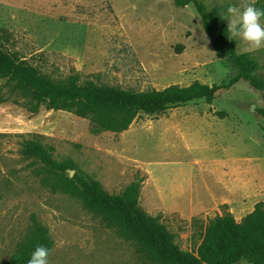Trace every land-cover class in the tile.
Returning a JSON list of instances; mask_svg holds the SVG:
<instances>
[{
	"label": "rangeland",
	"instance_id": "374dc122",
	"mask_svg": "<svg viewBox=\"0 0 264 264\" xmlns=\"http://www.w3.org/2000/svg\"><path fill=\"white\" fill-rule=\"evenodd\" d=\"M197 1L226 28L227 7L241 3ZM256 7L264 8V0ZM0 30L11 52L54 81L75 76L80 84L141 92L194 82L221 86L237 73L217 58L194 6L183 0H0ZM228 35L264 79V47L251 49ZM18 97L0 104V264L10 262L38 226L53 243L48 264H149L100 215L52 192L49 171L21 155L24 141L41 143L59 162L71 161L108 194L137 182L141 209L188 253L196 252L208 219L229 212L240 222L264 203V118L258 114L264 92L245 81L220 89L211 105L193 101L98 136L90 134L87 119L42 105L30 112L12 104Z\"/></svg>",
	"mask_w": 264,
	"mask_h": 264
},
{
	"label": "trees",
	"instance_id": "16d2710c",
	"mask_svg": "<svg viewBox=\"0 0 264 264\" xmlns=\"http://www.w3.org/2000/svg\"><path fill=\"white\" fill-rule=\"evenodd\" d=\"M183 2L194 6L217 58L226 60L230 67L237 70L226 85L208 86L194 82L185 87L171 85L163 90L136 92L89 81L80 84L75 76L54 81L11 52L6 46L7 33L0 30V79L5 81L0 86V104L9 97L19 95L12 104H20L34 113L42 105L49 110L74 114L87 119L90 134L98 136L106 132L122 133L140 117L164 116L169 110L193 101L202 100L211 105L220 89H228L239 81H245L251 88L264 92V79L254 75L256 62L247 54H237L226 26L216 13L207 11L197 0ZM6 94L9 96L4 98ZM20 100L24 102L21 104ZM28 104L33 106L29 107ZM258 114L264 118V109L258 110ZM20 153L36 160L49 171L54 180L50 186L52 192L72 196L86 209L100 215L106 225L116 228L122 238L133 243L149 264H236L242 260L247 264H264L262 202L255 204L253 211L240 222H236L229 212L208 219L196 252L188 253L175 244L174 235L165 226L141 209L137 182L129 184L123 193L112 195L83 177L71 165V161L55 160L39 142L24 141ZM72 170H76L72 178L67 177L66 173ZM37 245H44L50 251L53 246L39 226L26 238V243L11 261L4 264H27Z\"/></svg>",
	"mask_w": 264,
	"mask_h": 264
},
{
	"label": "clouds",
	"instance_id": "9594fccd",
	"mask_svg": "<svg viewBox=\"0 0 264 264\" xmlns=\"http://www.w3.org/2000/svg\"><path fill=\"white\" fill-rule=\"evenodd\" d=\"M257 0H241L239 5L230 4L224 19L228 20L227 29L233 38L246 41L251 49L264 47V8L256 7ZM50 250L37 245L27 264H48Z\"/></svg>",
	"mask_w": 264,
	"mask_h": 264
}]
</instances>
